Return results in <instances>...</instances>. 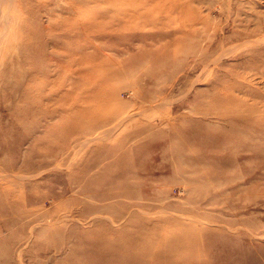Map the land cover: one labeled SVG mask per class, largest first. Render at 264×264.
<instances>
[{
  "label": "rangeland",
  "instance_id": "1",
  "mask_svg": "<svg viewBox=\"0 0 264 264\" xmlns=\"http://www.w3.org/2000/svg\"><path fill=\"white\" fill-rule=\"evenodd\" d=\"M180 1L195 32L155 10L170 28L129 30L174 42L126 64L124 46L149 47L92 33L110 0H0V264H264V0ZM74 29L46 110L67 109L61 93L97 69L118 73L119 111L85 136L86 121L35 101L55 66L41 41ZM54 142L66 147L41 163Z\"/></svg>",
  "mask_w": 264,
  "mask_h": 264
},
{
  "label": "bare ground",
  "instance_id": "2",
  "mask_svg": "<svg viewBox=\"0 0 264 264\" xmlns=\"http://www.w3.org/2000/svg\"><path fill=\"white\" fill-rule=\"evenodd\" d=\"M139 1L141 0H110L109 4L113 7V10L111 11L112 14H110L109 18H107L108 20L103 28L99 27L97 29H93L92 33L94 32L99 40L110 41L115 38L116 35L119 34L126 37V32H129L130 26L134 25L144 24L150 26L152 29L170 28L172 25V21H162V19H159L157 18V16L154 15L155 10L159 9L165 10L167 12L168 17L176 15L177 20H174V22L178 21V26L187 27L189 33L195 32V30L192 29L194 25L191 21L194 14L193 5L187 4L185 1H180L179 3L175 4L174 0H145L152 3V6L150 5L149 9L144 10L142 8L144 10L142 11L131 8V5L134 2ZM116 2L118 3L116 4ZM169 2L172 3L169 4ZM140 20L142 21L139 22ZM50 28L53 30H51ZM56 29V27L49 26L50 31H54ZM173 29L175 31L178 28L174 27ZM132 32L133 31H130L128 39H131V41H133L137 37H140L146 43V46L149 48H147V52H143L129 46L130 44L128 46H124L128 47L131 52H133V54H131L133 57L131 59H127V61H125L126 64L130 63V60L133 59L139 61V59L143 60L145 58H148L149 60H151V62H156L160 56L159 52H163L159 51L155 47L156 44L159 43L160 40H164L169 45L174 42L173 35L170 32L162 38H160L157 34L153 33L149 35L136 33V35H133ZM42 34L43 33H38L39 36ZM73 35L75 36V29L64 31L62 34L58 35L59 38L55 40H50L49 42H46L45 40L41 41L42 44L40 43V48L42 50V61H47V64L48 62H53L55 66L54 70H50L49 72L45 73V75L42 74L43 78L41 86H37V88H40L41 90L36 91L38 95L35 96V101L38 97L42 99V101L44 100V103L38 106V112L44 116H58L64 111L65 114H67V117L69 116L72 121H75V118L77 120L86 121L89 127L82 128L80 132L76 133V135L85 136L92 134V131L95 126L107 123L109 120L115 117L117 111H119V108L117 110H114V108L111 107L112 103L116 101V91L113 87H110V79L115 78L118 73L113 70L112 66L106 69L104 68V70L102 68L97 69L96 73L98 72L100 73V75L95 76V74H93L88 80L87 84H82L78 90L76 87L71 86V88L67 92L65 91V93H61L59 101L63 100L65 96L66 99L72 98L71 105L67 109L61 111L60 105H57L58 109L54 112L46 110V102H50L52 100L50 96L54 93L60 92L59 87L56 86V80L58 76L51 75L52 72L58 74L59 68L64 65L65 57L60 56L58 51L61 49L66 51L68 54L67 58L69 59V61L72 62L73 60L72 63H75V50H73L72 48H68V46H66L65 44L66 39H69L70 36ZM46 47L47 50L45 49ZM70 62L68 64H70ZM131 67L134 68L135 65L132 64ZM75 85L79 86L78 84ZM48 128L50 130L51 127H47V130ZM59 129L61 128L58 127V130ZM66 129H68L71 133H75V123L72 126L67 125L65 127V132H68ZM62 130L64 132L63 128ZM62 140L66 141L64 137L62 138ZM62 140L60 143H62ZM65 147V145H61L54 142L53 144H51V149H44V152L46 151L49 154L46 155L45 159L43 158L41 163L46 164V162H49L51 159H55L58 155V152ZM1 227L2 225L0 224V228ZM123 245L125 244L123 243ZM4 246L7 248L9 244L4 243Z\"/></svg>",
  "mask_w": 264,
  "mask_h": 264
}]
</instances>
